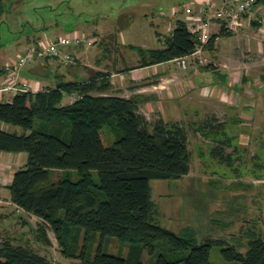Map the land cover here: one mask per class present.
Wrapping results in <instances>:
<instances>
[{
	"label": "trees",
	"instance_id": "1",
	"mask_svg": "<svg viewBox=\"0 0 264 264\" xmlns=\"http://www.w3.org/2000/svg\"><path fill=\"white\" fill-rule=\"evenodd\" d=\"M7 1L0 0V16L8 10ZM256 4H264V0H256ZM231 34L221 28L205 49H212L219 37ZM199 43V36L178 19L163 47L139 51L145 63L152 64L190 55ZM108 76L96 72L81 82L20 92L0 103V122L24 130L0 127V151L28 155L26 165L15 171L9 185L11 200L42 219L36 232L46 245L52 243L48 229L62 246L67 233L76 231L74 244L83 235V264H216L211 250L223 245L224 239L210 237L198 242L194 233H175L156 221L157 210L151 200L152 179H179L191 170L187 127L161 116L150 121L136 98L108 93L112 86ZM91 82L95 93L87 94L86 90L93 91L88 88L92 85L86 84ZM72 93L79 97L64 103L65 95ZM108 125L116 136L113 143L104 131ZM222 125L205 121L197 127L209 135ZM228 145L227 140H218L211 153L229 161ZM54 170H75L78 179L66 175L45 185ZM98 233L101 243L90 258L87 244ZM111 237L130 243L126 256L104 249ZM159 243H166L177 255L170 258L158 253ZM144 252L150 254V261L142 260ZM221 252L229 264H264V235L251 238L246 252L234 246H225ZM0 264L55 263L47 254L0 235Z\"/></svg>",
	"mask_w": 264,
	"mask_h": 264
},
{
	"label": "rangeland",
	"instance_id": "2",
	"mask_svg": "<svg viewBox=\"0 0 264 264\" xmlns=\"http://www.w3.org/2000/svg\"><path fill=\"white\" fill-rule=\"evenodd\" d=\"M194 1L8 0L7 3H10L8 10L0 16V47L9 44L13 39L12 35H16V32H31L29 29L33 24L44 25L49 20L54 23L59 22L61 25L59 27H63L65 30L61 35H69L76 29L81 30L82 28L78 26L82 22L86 26L98 22L109 24L122 31L118 34V43L123 50H127L122 58V62L126 65L133 60V55L137 54L127 44L141 45L145 43L147 47L163 46L166 33L169 35L176 23V17H173L174 11L183 12L184 6L187 3H194ZM49 12L52 13L50 18H48ZM160 19H164L167 24L161 27L157 26ZM132 20H134V32L127 29ZM150 21H154L156 25H150ZM25 26H27L26 31ZM156 30L165 33L162 40L156 35ZM220 41H225V38L221 37ZM95 47L96 45L88 48L70 47L68 51L74 55L73 62L63 63L51 57L42 59L54 71L65 72V69L70 67L72 70L76 68L75 74H77L74 80H66L60 74L54 77L56 72L53 70L50 73L47 71L41 73L42 75L49 74L48 76L53 78L45 88H57L58 85L81 82L95 76L96 72L86 69L84 63H81L82 60L79 62L77 59L78 55L91 52V57L86 61L89 60L93 65ZM215 50L216 47L205 49L200 57L189 58L186 68L193 63H202L205 66L211 65L212 68L227 70L232 67L231 64L233 65V63L226 66L227 60L221 52L217 54ZM237 56L240 66L242 61L251 63L247 65L246 71L242 67L230 69V79L237 80L240 76L241 80L246 81L245 87L251 90L250 95L245 97L246 103L250 107L248 112L240 113L239 110L229 109L220 103L212 106L204 99L202 101L197 99L189 103L190 107L181 105L180 117L182 120L180 121L192 133L191 172L187 177L181 179H152L150 182L151 200L157 210L156 221L159 224L177 234L194 233L198 242L210 237L224 239L223 245H214L211 250V260L216 264H229L221 252L223 247L234 246L236 250L246 252L248 241L251 238L264 235V53L254 52L253 48L250 50L249 45L246 44L244 52L237 54ZM0 57L9 58L11 55H0ZM234 57L236 58V56ZM33 64L29 63L24 67L26 76L31 77L28 73ZM79 65L85 66L83 68L86 70H79ZM83 75L88 77L85 78ZM86 84L87 86L92 85L88 88L91 87L93 90V82ZM213 89L216 90V95H219L224 89V85L218 86V88L215 86ZM209 90L212 89L209 87ZM89 92L86 90L87 94L95 93L94 90ZM63 101L65 103L70 102V94H66ZM192 105L198 106V108ZM213 107H215L214 112ZM193 109H199L198 113L194 112ZM140 111L152 122L160 116L157 113H152L150 109ZM174 113L172 109L170 115L179 117L178 114ZM193 114H198L197 119L192 117ZM204 114H233L234 116L230 119L222 117L216 119ZM240 114H242L241 117H239ZM169 121L172 122L173 119L170 118ZM205 121H213V123H222L223 125L217 129L216 133L212 132L206 135L197 127H200ZM9 128L11 131H24L22 127L16 125H10ZM104 131L109 143H113L116 136L113 134L111 125L106 126ZM218 140L228 141L229 145L225 147V152L230 154L229 161H221L219 157H214L211 153L212 146ZM66 175L74 180L78 179V173L75 170H54L45 185L58 181ZM93 178L97 184L99 178L96 171ZM7 206L8 208L11 207L16 215L12 218L9 215L5 219L1 218V236L4 238L11 237L17 243L26 244L44 252L55 264H83V258H81L85 242L83 235L74 244L72 236L76 231L67 233L65 246H62L54 232L50 230L52 243L46 245L38 239L39 234L36 232L38 226H41L43 222L42 219L23 208L19 211L10 201ZM100 243L101 236L99 233L88 242L90 258L96 254ZM129 248L130 243L121 242L115 237H111L104 244V249L107 252L123 256L127 255ZM156 249L158 253H164L170 258L177 255L169 250L166 243H159ZM68 254L72 255L69 256ZM142 260L144 262L150 261V254L144 252Z\"/></svg>",
	"mask_w": 264,
	"mask_h": 264
},
{
	"label": "crops",
	"instance_id": "3",
	"mask_svg": "<svg viewBox=\"0 0 264 264\" xmlns=\"http://www.w3.org/2000/svg\"><path fill=\"white\" fill-rule=\"evenodd\" d=\"M51 14L52 13L49 12L48 18H50ZM178 19H182L186 22V15L182 14L176 18V21ZM149 24L153 26L156 25L154 21H150ZM166 24L167 22L164 19H160L157 22V26L159 27ZM59 26H61L59 22L54 23L51 20H49L48 23L44 25L33 24L29 29L31 32L26 31L27 26H25L24 29L26 32H16V35H12L13 39H11L9 44L2 45L0 47V55H11V57H13L18 52L24 50L33 41H37L46 37H57V34L59 36L65 31L63 27L60 28ZM78 27L82 28L81 31L84 30L89 32V34L94 35L97 38V42L94 44L96 47L93 50L94 64L92 65L89 60L86 61L91 57V52H84L78 55V61L80 62V60H82L81 63H84L83 65L86 66V69H91L94 72H107L112 85L111 91L108 93L118 94L128 98H136L139 102L140 110L146 111L147 109H150L152 113L159 114L168 122H170V118L173 119L172 122H181V105L190 107L189 103L197 99L199 101L204 99V101L212 104V106L220 103L229 109H237L240 113L248 112L250 109L249 105L246 103L247 100L245 97L250 95L251 90L245 87L246 81L241 80L240 76L237 78V80L230 79V69L232 67H242L246 71L248 69L247 65L251 64L242 61L240 66V63L237 60V58H239L237 54L244 52V47L246 44L249 45L250 50L253 48L254 52L260 50L261 41L257 27L255 24L249 23L247 20L239 32L228 36H223L222 38H225V41L221 42V37L217 39L215 52L217 54H219V52L222 53L223 57L227 60L226 66H229L231 63H233V65L231 64L232 67H230L228 70L222 68H209L202 63H193L188 68H184L179 64L178 59L152 64L145 63L144 58L142 59L139 49L147 51L151 48L164 46L147 47L145 43L141 45H136L133 43L127 44V46L136 51L137 54L133 55V60L125 65L124 62H122V58L124 57V53H126L127 50H123V48L120 47L118 43V34L119 32H122L120 29H117L109 24H100L98 22L91 26H86L85 23L82 22ZM127 29L131 30V32H134V20H132L131 25L127 27ZM219 30L220 29L218 27H215L214 33L219 32ZM13 34L15 33L13 32ZM163 34L165 33L160 30H156V35L159 39L162 40L164 38ZM166 35L168 36L167 33ZM21 47H23V49L20 50ZM234 56H236V58ZM43 60L36 61L31 66V71L28 73L31 77L24 74L26 73L25 68L20 72L21 77L37 81L39 83L38 87L40 90L44 89L45 86L48 85V83L53 79L51 76H48L49 74H41L45 73L46 71L50 73L53 70V72H56L54 77L60 74L64 79L66 78V80H74L77 77V74H75L76 68H73L72 70L70 67H68L65 69V72L61 71V73L59 70L54 71V69L45 64V61ZM146 60H148V58ZM85 66L79 65L78 69H82V71H84L86 70L83 68ZM87 75L83 76L87 78ZM102 79L103 77L101 76L100 80ZM221 85H224V89H222L219 95H216V90L213 88L215 86L218 88V86ZM209 87L213 90V92L210 91V93L204 94L203 91H206V89H209ZM100 94L104 93L102 92ZM254 95H256V93H254ZM193 107L198 108V106ZM172 109L175 112L174 114H178L179 117L176 115H170ZM193 110L194 112L198 113L199 109ZM214 111L215 107H213V112ZM204 115H209L216 119L219 117L230 119V117L234 116L233 114ZM241 116L242 114H240L239 117ZM192 117L197 119L198 114H193ZM191 120L193 121V119ZM0 127L11 131L9 124L0 122ZM191 135L192 133L189 131L190 150ZM27 157L28 155L26 152L0 151V220L1 218L5 219L7 215L11 216V218L16 215L14 214L15 211L11 207L8 208L7 206L8 202L12 201L9 185L12 182L15 171L26 165ZM190 172L183 177H187ZM33 215L36 216L35 214ZM48 235L52 241L50 229H48Z\"/></svg>",
	"mask_w": 264,
	"mask_h": 264
},
{
	"label": "built area",
	"instance_id": "4",
	"mask_svg": "<svg viewBox=\"0 0 264 264\" xmlns=\"http://www.w3.org/2000/svg\"><path fill=\"white\" fill-rule=\"evenodd\" d=\"M182 14L186 15V23L189 29L196 33L200 40L190 55L178 58L179 64L184 68L188 66L189 58L200 57L203 54L215 27L237 33L244 26L246 20L249 23L258 22L255 26L260 34L261 46L259 51L264 53V4H256V0H195L194 3H187L183 12L175 10L173 17L177 18ZM96 42L97 38L94 35L86 31L74 30L69 35L46 37L31 42L13 57H0V103L10 100L20 92L40 91L37 81L20 76L21 70L27 64L47 57L63 63L72 62L74 55L68 51L70 47L88 48ZM210 91L213 92V90L206 89L203 93L208 94ZM78 97L77 93L70 94V102L68 103L73 102ZM11 203L21 211L22 208L19 205L13 201Z\"/></svg>",
	"mask_w": 264,
	"mask_h": 264
}]
</instances>
